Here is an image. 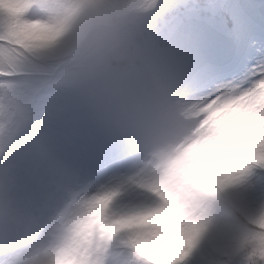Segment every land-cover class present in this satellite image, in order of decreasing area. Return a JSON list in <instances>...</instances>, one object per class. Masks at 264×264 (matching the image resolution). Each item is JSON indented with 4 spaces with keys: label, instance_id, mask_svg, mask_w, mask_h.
Returning a JSON list of instances; mask_svg holds the SVG:
<instances>
[{
    "label": "clouds",
    "instance_id": "1",
    "mask_svg": "<svg viewBox=\"0 0 264 264\" xmlns=\"http://www.w3.org/2000/svg\"><path fill=\"white\" fill-rule=\"evenodd\" d=\"M46 4L38 27L22 38L37 54L61 51L80 57L104 40L118 39L136 20L133 0ZM0 7L13 5L6 0ZM210 116L204 108H194L191 118L182 120L161 106L159 121L171 122L177 130L170 140L148 147L141 178L147 200L125 199L126 193L103 204L85 198L50 221L25 226L11 222L14 198L5 193L6 232L13 236L14 252L0 251V261L107 264L118 252L127 254L129 264H185L193 250L206 248L209 264H264V246L252 239L264 235L259 223L264 201L248 196L241 202L243 173L252 165L222 147ZM114 216L119 219L113 223Z\"/></svg>",
    "mask_w": 264,
    "mask_h": 264
},
{
    "label": "rangeland",
    "instance_id": "2",
    "mask_svg": "<svg viewBox=\"0 0 264 264\" xmlns=\"http://www.w3.org/2000/svg\"><path fill=\"white\" fill-rule=\"evenodd\" d=\"M212 3L221 10L243 11L250 21L251 42L227 66V79L215 90L219 95L210 99L211 93L194 91L150 31L140 41L139 61L129 57L120 68L97 71L77 89L79 101L62 107L71 111L73 126L64 124L68 130L59 141L43 154L36 151L37 158H29L32 165L15 177L5 162L14 133L2 137L0 239L7 234L5 193L14 198L16 214L11 222L25 226L50 221L104 192L147 200L148 188L141 178L148 147L170 140L177 130L173 123L159 121L161 106L182 120L190 119L194 108H204L214 118L217 135L237 121L264 120V0ZM29 144L30 149L36 145ZM96 161L102 163H90ZM195 264H209L206 248L198 251Z\"/></svg>",
    "mask_w": 264,
    "mask_h": 264
},
{
    "label": "snow or ice",
    "instance_id": "3",
    "mask_svg": "<svg viewBox=\"0 0 264 264\" xmlns=\"http://www.w3.org/2000/svg\"><path fill=\"white\" fill-rule=\"evenodd\" d=\"M7 2L13 7H0V51L13 56L17 52L27 55L29 47L22 38L28 30L38 27L37 22L41 20L47 4L45 0ZM149 19L154 39L173 66L186 76L194 91L211 93L210 99L219 95L215 90L227 79V66L235 53L251 42L248 15L240 10L218 9L212 0H157ZM24 66L21 57L11 63L0 57V80L14 79L5 73H16ZM218 136L222 147L236 159L252 165L243 173L241 202L248 196L264 201V120L237 121ZM93 200L103 204L114 202L116 196L113 192H104ZM111 210L112 204L109 203L107 211ZM118 219L114 216L113 223ZM259 223L264 228V214L259 217ZM2 239L4 248L0 251L10 256L14 252L13 236L7 233ZM252 239L254 244L264 246V235L253 236ZM198 251L193 250L185 264H195ZM107 264H129L127 254L113 252Z\"/></svg>",
    "mask_w": 264,
    "mask_h": 264
},
{
    "label": "trees",
    "instance_id": "4",
    "mask_svg": "<svg viewBox=\"0 0 264 264\" xmlns=\"http://www.w3.org/2000/svg\"><path fill=\"white\" fill-rule=\"evenodd\" d=\"M156 2L133 0L136 10L134 25L118 39L104 40L98 49L77 58L64 52L60 56L29 50L27 55L17 52L13 56L0 51V57L10 63L17 57L25 63L22 70L5 73L14 79L0 80V140L14 133V143L5 156L7 168H16L15 171L8 170L13 176L32 165L29 158L36 159V151L43 154L48 145L58 142L62 133L68 130L66 124L73 126L71 111L64 112L62 107L69 101H79L77 89L82 84L97 71L107 72L110 66L127 64L129 57L139 61V44L152 31L149 16ZM108 7L114 8V5ZM32 142L36 145L30 149L29 143Z\"/></svg>",
    "mask_w": 264,
    "mask_h": 264
}]
</instances>
